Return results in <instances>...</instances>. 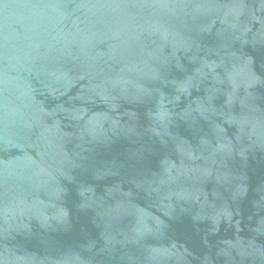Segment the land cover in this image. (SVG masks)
Returning <instances> with one entry per match:
<instances>
[{
  "label": "water",
  "instance_id": "obj_1",
  "mask_svg": "<svg viewBox=\"0 0 264 264\" xmlns=\"http://www.w3.org/2000/svg\"><path fill=\"white\" fill-rule=\"evenodd\" d=\"M0 264H264V0H0Z\"/></svg>",
  "mask_w": 264,
  "mask_h": 264
}]
</instances>
